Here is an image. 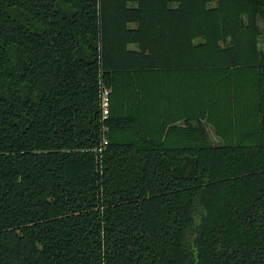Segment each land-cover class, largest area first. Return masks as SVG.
Wrapping results in <instances>:
<instances>
[{
    "label": "trees",
    "instance_id": "1",
    "mask_svg": "<svg viewBox=\"0 0 264 264\" xmlns=\"http://www.w3.org/2000/svg\"><path fill=\"white\" fill-rule=\"evenodd\" d=\"M262 43L264 0H0V264H264Z\"/></svg>",
    "mask_w": 264,
    "mask_h": 264
},
{
    "label": "built area",
    "instance_id": "2",
    "mask_svg": "<svg viewBox=\"0 0 264 264\" xmlns=\"http://www.w3.org/2000/svg\"><path fill=\"white\" fill-rule=\"evenodd\" d=\"M108 89H104L102 92L101 98V114L103 118H106L109 113V99H108ZM106 140L103 141V144H106Z\"/></svg>",
    "mask_w": 264,
    "mask_h": 264
},
{
    "label": "rangeland",
    "instance_id": "3",
    "mask_svg": "<svg viewBox=\"0 0 264 264\" xmlns=\"http://www.w3.org/2000/svg\"><path fill=\"white\" fill-rule=\"evenodd\" d=\"M262 45H264V43H262Z\"/></svg>",
    "mask_w": 264,
    "mask_h": 264
}]
</instances>
